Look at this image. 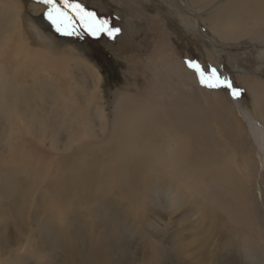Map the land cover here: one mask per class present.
<instances>
[{
    "label": "rangeland",
    "instance_id": "374dc122",
    "mask_svg": "<svg viewBox=\"0 0 264 264\" xmlns=\"http://www.w3.org/2000/svg\"><path fill=\"white\" fill-rule=\"evenodd\" d=\"M234 1L70 0L121 29L114 39H90L57 33L45 18L47 7L38 0H0L21 17L30 52H49L71 65L78 61L92 79L91 85L82 78V84L72 83L75 88L88 86L90 94L71 91L68 102L46 105L52 116H35L15 109L11 97L17 76L42 70L12 66L8 73L3 100L7 112L12 109V120L0 121V165L8 171L1 177L11 189L0 193V264H264V225L261 233L255 226L239 228L221 195L228 191L224 181L231 178L241 190L234 207L250 201L249 213L264 212V154L242 114L247 112L264 131V28L245 34L249 25L243 21L246 26L232 33L221 11ZM57 4L62 7L59 0ZM21 48L12 39L0 47V61H13ZM187 59L206 70L215 68L243 92L242 100L227 89L202 86L186 66ZM104 60L114 67L112 77L103 74ZM173 66L179 72L171 88L196 94L186 112L195 115L196 106L202 105L216 143L212 148L219 149L213 158L218 161L203 164L199 172L191 168L192 177H178L181 191L173 189L169 178L139 164L126 175L112 177L107 165L117 156L100 149V129L125 109L127 100L121 101L128 93L144 96L149 85L168 89L160 76ZM68 70L80 82L79 71L72 66ZM27 95L23 99L29 100ZM216 96L223 107L216 104ZM173 148L159 152L168 157L165 161ZM247 170L255 175L251 181ZM68 176H75L78 184L63 179L65 190L56 198L53 184ZM125 178L136 185H128Z\"/></svg>",
    "mask_w": 264,
    "mask_h": 264
},
{
    "label": "bare ground",
    "instance_id": "6f19581e",
    "mask_svg": "<svg viewBox=\"0 0 264 264\" xmlns=\"http://www.w3.org/2000/svg\"><path fill=\"white\" fill-rule=\"evenodd\" d=\"M14 12L15 10L10 5L0 3V47L4 44L7 45L8 42L12 44V39L13 41L15 40V45L19 44V46L23 47L21 48V52L16 50L15 55H13V61L11 59L7 64L0 61V121L5 120L6 122H10L12 120V109L10 113L7 112L10 111L6 110L8 102L3 100L9 89L5 82L8 73L12 70V66L16 70H24L25 72L31 68L32 70L38 68L37 71L42 70L41 73L33 70L30 74L17 76L16 82L13 85V100L11 97L14 108L30 110L32 111V115L35 116H52V111L46 105L49 104L51 107H54L68 102L73 96L70 94L71 91L73 93L82 91L88 94L89 87L87 85V87L80 85L75 88L72 83L82 84V78L84 81L91 80V85L92 79L85 70L78 66L80 64L78 61L74 62L72 59L71 61L75 64L71 65L68 63L70 60H61L49 52L44 51L43 54L45 56H41L39 52L36 54L30 52L31 47L23 38L25 32L21 26V17ZM221 15L228 20V26L232 33H239L246 26V23H243V21H248L249 25L245 34L257 33L264 28L261 25L264 22V0H235L230 6L221 11ZM258 20H261V24ZM26 44L28 45V49ZM22 59H27L29 64L26 65ZM47 62L49 68L43 69ZM70 66L79 71L80 77H77V79L80 78V82H77L74 70L72 74L69 72L68 68ZM176 72H179V69L174 66L173 71L162 72L161 75L164 77L160 76V83L162 86H168L166 90L149 85L144 96H139L134 92L128 93L121 101L127 100L124 102L125 109L115 114V118L110 122L109 126L105 124V127L100 129L98 137L100 138V149L108 152L109 157L112 155L117 156L107 165V168L112 170V177L126 175L131 167L139 164L151 171L157 172L163 177L169 178V184L172 185L173 189L181 191L183 186L180 180L177 179L178 177H192L191 168L199 172L203 164L216 163L218 161L213 159L216 157V151L219 149L212 148L215 143L211 138L212 128H210V124L204 119L202 105L196 106L195 115L191 111L186 112L187 109L191 108L190 105L196 101V94L193 92L189 94L186 91L171 88L175 81L174 74ZM186 76V74L182 75V82L185 84L187 83ZM70 78L71 80H69ZM58 80L62 81V84H59ZM28 89H31V92L27 91ZM255 92L257 93V90ZM25 93L30 94V98L27 95L29 100L23 99L22 96ZM166 94L168 95L167 97L165 96ZM160 95L167 99L161 98L160 100ZM210 95L212 96L213 94ZM24 102L25 105H23ZM216 104L219 107H223L222 101L217 96ZM219 109L217 108V110ZM209 112L211 113L210 110ZM242 114L250 126V131L255 137L256 144H258L264 154L263 129L258 126L256 121L252 120L247 112L243 111ZM222 117L230 121L229 116ZM260 119L264 122L263 114H260ZM232 131L236 134L237 128L234 124H232ZM232 140L234 141V138ZM114 145H116L115 148L112 147ZM169 145H172L174 148L170 153V160L167 162L164 159L168 157L159 152L167 149ZM230 145L233 149L236 147L233 142ZM90 149H94V145H91ZM81 169L82 166L80 165L79 170ZM4 172L8 171L0 165V193L7 192L5 188L11 189L7 182H4L5 179L1 177ZM247 172L249 181L252 180V177L253 179L255 178L251 170H247ZM63 179L65 183L71 182L73 183L72 185H77L79 182L75 176L59 178L53 184L52 189L58 195L56 198H60V192H64L65 190V188H62L64 184H62ZM125 180L129 183L128 185H136L134 180L130 178H125ZM224 182L228 191H224L221 195L224 201H226V211L236 216V224L239 228H243L244 225V227L252 229L255 226L253 230L261 233L260 228L264 225L263 210L257 209L249 213L251 209L250 201L234 207L237 202L236 200L240 197L241 190L233 186L231 178ZM80 184L83 186L85 182H81ZM68 188V192L72 195L71 187L69 186ZM173 196L176 197V192ZM69 199L71 201L73 199L72 196Z\"/></svg>",
    "mask_w": 264,
    "mask_h": 264
},
{
    "label": "snow or ice",
    "instance_id": "6c2138e0",
    "mask_svg": "<svg viewBox=\"0 0 264 264\" xmlns=\"http://www.w3.org/2000/svg\"><path fill=\"white\" fill-rule=\"evenodd\" d=\"M38 2L47 7L45 18L61 35H79V29L82 28L91 37L107 35L110 39H114L121 31L109 20L97 18L94 12L86 11L80 4L70 3V0H59L62 7L58 6L57 0H38ZM184 62L189 69L195 72L202 86L209 89H227L233 98L240 95V90L235 89L229 79L222 78L215 68L206 70L199 62L190 59Z\"/></svg>",
    "mask_w": 264,
    "mask_h": 264
},
{
    "label": "flooded vegetation",
    "instance_id": "af4514ba",
    "mask_svg": "<svg viewBox=\"0 0 264 264\" xmlns=\"http://www.w3.org/2000/svg\"><path fill=\"white\" fill-rule=\"evenodd\" d=\"M86 11H88V10L86 9ZM79 34L86 35L87 37H90V39H91V36L87 35V33H85L82 28L79 29ZM102 62H103V66H104V71H103L104 76L112 77L113 76V70L112 69H114L113 65H109L108 62H106L105 60ZM109 62H112V61L110 60Z\"/></svg>",
    "mask_w": 264,
    "mask_h": 264
},
{
    "label": "trees",
    "instance_id": "16d2710c",
    "mask_svg": "<svg viewBox=\"0 0 264 264\" xmlns=\"http://www.w3.org/2000/svg\"><path fill=\"white\" fill-rule=\"evenodd\" d=\"M242 93H243V92L240 90V95L238 96V100H242V98H243Z\"/></svg>",
    "mask_w": 264,
    "mask_h": 264
}]
</instances>
